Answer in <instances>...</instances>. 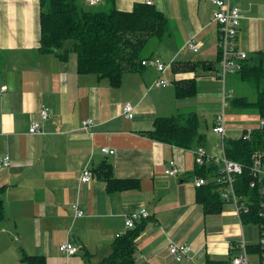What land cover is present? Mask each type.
<instances>
[{
  "label": "crops",
  "instance_id": "1",
  "mask_svg": "<svg viewBox=\"0 0 264 264\" xmlns=\"http://www.w3.org/2000/svg\"><path fill=\"white\" fill-rule=\"evenodd\" d=\"M146 1L114 0L124 11ZM149 1L167 17L171 30V37L154 48L152 57L167 64L173 60L208 64L182 77L194 78L196 94L220 100V109L227 83L234 85L232 77L222 83L216 75L214 5L210 0ZM231 2L242 15L238 48L248 56L264 50V0ZM39 10V0H0V87L5 86L0 90V158L10 156V165L0 167L4 203L0 264H29L22 260L23 254L37 256L33 264H98L110 253L116 234L128 230L123 214L141 207L150 216L134 240L133 264H205L207 258L234 254L231 246L241 231L244 236L234 205L206 212L196 201L192 150L142 133L158 117L195 107L203 119L207 109L198 101L190 105L193 96L177 97L173 84L151 87L156 78L171 81L169 69L158 74L147 64L140 72L124 73L115 88L105 78L79 74L72 50L63 59L58 55L64 49L39 52ZM190 39L197 52L186 47ZM124 103L134 107L130 119L121 114ZM41 106L51 111L44 121ZM85 118L94 122L87 131L81 128ZM34 120L40 121V130L30 133ZM102 147L114 153L105 154ZM169 159L180 169L176 176L164 172ZM103 161L111 164L113 177L135 185L110 190L94 172L92 181L79 182L83 167L93 171ZM75 201L84 211L82 217H74ZM64 241L78 246V251L62 253L58 247ZM169 243L189 244L193 250L176 261L168 253Z\"/></svg>",
  "mask_w": 264,
  "mask_h": 264
},
{
  "label": "trees",
  "instance_id": "2",
  "mask_svg": "<svg viewBox=\"0 0 264 264\" xmlns=\"http://www.w3.org/2000/svg\"><path fill=\"white\" fill-rule=\"evenodd\" d=\"M39 7L38 51L48 53L64 49L58 55L63 59L67 51L72 50L76 53L79 74H94L97 78H105L115 88L121 85L124 73L142 71L145 65L141 62L154 59L152 56L156 44L159 45L171 37L167 17L147 3H136L129 11L117 9L114 0H107L102 5H88L85 0H39ZM218 59L219 51L217 62ZM201 65L208 66L205 62L189 60H173L169 63L172 79L168 81L169 85H174L177 97H191L196 94L195 79H185L182 74L195 71ZM234 74L238 75L239 81L252 88L253 98L226 94L228 107L236 114L254 112L258 116V124L242 129V135L237 138H230L225 132L224 151L227 158L243 165L241 173L235 176L233 183L236 194L243 196L245 203L249 204V212L241 214L242 223H257V205H252L249 201V194L254 195L255 190L249 187L251 176L248 166L257 154L264 155V50L248 56L241 69ZM201 118L193 110L176 111L170 116L156 118L152 128L142 133L156 141L184 149L205 147V134L201 131L205 124ZM247 130H250V135L248 139H243ZM215 170L214 164L194 165L195 177L206 181L196 187V201L202 204L206 212L213 213L220 212L223 204L231 203L220 197V183L213 179ZM91 172L104 179L110 190L135 185L130 180L113 177L111 164L106 161ZM2 193L3 189L0 188V222L4 218ZM147 219L136 222L135 227L117 236L112 242L110 253L98 264H133L136 248L134 240ZM258 249L257 245L248 246V252ZM232 255L233 253L221 259L207 258L205 264H231ZM22 260L33 264L37 262V256L23 254Z\"/></svg>",
  "mask_w": 264,
  "mask_h": 264
},
{
  "label": "built area",
  "instance_id": "3",
  "mask_svg": "<svg viewBox=\"0 0 264 264\" xmlns=\"http://www.w3.org/2000/svg\"><path fill=\"white\" fill-rule=\"evenodd\" d=\"M101 0H85L88 5H96ZM214 5L215 10L212 13V19L217 25V36H218V68H217V78L225 82L226 78L230 74L241 69L242 63L248 57V54L238 48L236 45V38L240 28L242 15L237 6H235L231 0H210ZM147 4H151L149 0L146 1ZM186 47L192 52H197V44L192 40L186 42ZM142 65H151L157 71L158 74H163L169 67V64L160 61L159 59H152L150 61L143 60ZM169 85V81L164 78H156L152 81L151 87H165ZM5 86L0 87V90H4ZM227 95L225 91L222 93L221 109L220 114L216 120L215 125L212 127V131L219 135L222 152L220 155L211 154L203 146L194 147L193 152V162L194 165L203 164H214L216 165L215 175L213 179L220 183L219 192L220 197L226 201L234 204L235 212L239 218L240 223L242 222L241 214L249 212V204L245 203V198L236 194L234 189L235 176L240 174L243 165L239 162L233 161L226 157L225 155V110L227 107ZM121 114L126 118H132L134 116V107L130 103H124L121 107ZM40 120H47L51 111L46 106H41L39 110ZM264 123V121H262ZM94 124L92 118H85L81 121V128L83 130H88ZM40 130V121L34 120L30 126V133H37ZM250 135V130H247L243 135V139H248ZM101 151L105 154H113L114 150L107 147H102ZM10 165V156L4 155L0 158V167H8ZM179 167L177 166L174 159H169L167 167L164 172L168 176H176L179 173ZM249 174L251 176L249 187L255 190V194L250 195V202L253 205H257V217L258 222L253 223L258 228V241L255 244H248L243 236L241 235L237 241L231 246L235 250L231 257V264H249L248 261V246L257 245L259 249L257 252L259 255L257 264H264V155L257 154L253 157L248 166ZM93 174L89 166L82 168L79 182L89 183L93 179ZM212 179V180H213ZM205 179L200 177L194 178V185L198 187L205 183ZM254 198V199H253ZM71 208L74 212V217H82L84 211L78 206L77 201L73 202ZM150 216V213L144 208L130 210L123 214V224L125 229H130L135 227L136 222H140ZM121 233H117L116 237ZM59 250L66 254L72 255L78 251V246L73 245L69 241H64L60 243ZM192 247L189 244L180 243H169L168 253L174 257L176 261H180L182 257L190 256L192 252Z\"/></svg>",
  "mask_w": 264,
  "mask_h": 264
},
{
  "label": "rangeland",
  "instance_id": "4",
  "mask_svg": "<svg viewBox=\"0 0 264 264\" xmlns=\"http://www.w3.org/2000/svg\"><path fill=\"white\" fill-rule=\"evenodd\" d=\"M156 44V43H155ZM157 46V44H156ZM168 62V60L166 61ZM169 75L168 73L165 75ZM232 77L233 79V87L230 86V82L227 83L225 87V93L228 95V90H231V94L236 95H245L248 98H253V91L252 88L247 84L239 81V77L237 74L228 75L226 79ZM153 81V80H152ZM206 81L204 84H207ZM199 89L197 90V93ZM196 96L192 97V103L190 105L195 106V101L201 102V108H206L205 115H203L204 126L201 127V131L205 134V146L211 154L220 155L222 152V146L220 142L219 135H216L212 131V126L217 120L220 114V100L216 99L211 95H200L195 94ZM222 101V99H221ZM228 104V102H227ZM195 107H192L191 110L195 111ZM219 109V110H218ZM218 110V111H217ZM252 114H236L230 106L226 107L225 110V126L227 129V136L230 138H237L242 135V129L244 128H251L258 124V116L254 112ZM202 120V118H201ZM264 153V151H263ZM243 232L247 243H256L258 241V228L256 225L252 223H243ZM248 258L251 262L258 261L259 255L257 252H249Z\"/></svg>",
  "mask_w": 264,
  "mask_h": 264
}]
</instances>
